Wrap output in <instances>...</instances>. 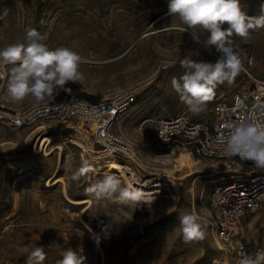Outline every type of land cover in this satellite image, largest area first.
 <instances>
[{
  "label": "rangeland",
  "instance_id": "374dc122",
  "mask_svg": "<svg viewBox=\"0 0 264 264\" xmlns=\"http://www.w3.org/2000/svg\"><path fill=\"white\" fill-rule=\"evenodd\" d=\"M262 2L241 0V5L249 15H258ZM167 9L168 0H0V48L27 43L25 29L30 27L44 37L40 42L50 49L66 46L82 57L79 70L83 80L56 88L43 101L57 99L68 88L81 89L93 98L122 89L133 91L136 100L120 117L116 129L146 151L137 130L143 117L184 111L205 120L214 101H228L251 77L264 79V29L253 31L247 41L233 36V45L241 52L242 70L231 84L217 85L203 112L192 114L171 85L174 77L179 80L185 73L179 62L190 54L194 59L215 62L219 54L195 43L189 32L180 31L178 19L169 16ZM7 82L8 75L0 74V103L18 108L35 103L31 97L13 102ZM77 122L46 120L11 128L0 121V264H27L35 246L44 247L43 264H57L68 248L85 256V264H205L219 253L209 212L205 216L201 210L207 209L213 186L244 169L242 163L189 155L192 165L181 170L170 165L178 177V188L171 187L158 199L142 204L95 202L85 189L115 173L102 163L82 161L81 149L70 141L78 132L71 127ZM84 133L87 140L89 133ZM44 136L50 139L48 147L63 145L56 172V178L62 180L53 186L48 182L55 174L59 150L49 155L38 152ZM180 150L184 149H175L173 155H183ZM170 151L168 144L162 150ZM85 166L88 170L73 179ZM188 171L191 174L180 178ZM67 197L91 200L82 219L79 215L84 204ZM180 210L207 221L205 240L185 242L182 233L174 230ZM263 217V211L251 214L248 226ZM252 240L264 247V225Z\"/></svg>",
  "mask_w": 264,
  "mask_h": 264
},
{
  "label": "built area",
  "instance_id": "2783aa9c",
  "mask_svg": "<svg viewBox=\"0 0 264 264\" xmlns=\"http://www.w3.org/2000/svg\"><path fill=\"white\" fill-rule=\"evenodd\" d=\"M135 100L129 89L93 98L81 89L68 88L55 100L35 102L25 108L0 103V121L11 128L46 120L84 122L90 145L79 147L82 161L103 164V160L112 158L121 168L111 171L123 183L146 192L157 191L146 194L153 199L142 203L152 202L171 187L176 188L173 182L178 177L163 158L165 154H173L175 149L188 150L198 157L242 163L244 169L236 170L209 192L207 210L219 253L205 264H212L214 259H219L221 264H238L242 253L251 254L264 249L252 243L256 228L248 232L245 223L246 217L264 208V171L257 170L251 161L239 156H225L219 143L228 132L227 124L242 122V117L253 113L258 120L264 118V79L251 77L234 91L228 101H214L210 106L211 115L205 120L193 118L184 111L161 117H143L137 130L146 151L116 129L118 120L130 110ZM167 144L171 145L170 153L162 152Z\"/></svg>",
  "mask_w": 264,
  "mask_h": 264
},
{
  "label": "clouds",
  "instance_id": "9594fccd",
  "mask_svg": "<svg viewBox=\"0 0 264 264\" xmlns=\"http://www.w3.org/2000/svg\"><path fill=\"white\" fill-rule=\"evenodd\" d=\"M167 14L178 19L179 30L189 32L195 43L207 50L214 48L219 54L215 62L194 59L191 54L185 56L179 62L185 73L179 80L174 77L171 81L180 101L192 114L199 115L213 98L217 85L231 84L242 70L241 52L231 38L247 41L253 31L264 29V2L258 15H249L243 10L241 0H168ZM43 39L36 29L29 27L25 29L27 43L20 41L0 48V74L8 75L7 91L13 102L31 97L39 104L51 97L56 88L83 80L79 70L82 57L66 46L50 49L40 42ZM226 127L228 132L219 140L222 153L251 161L257 170L264 171V118L258 120L253 113L242 117V122H231ZM87 170L86 166L80 168L73 179H79ZM85 192L95 202L113 200L120 204H137L144 201L145 195L114 174H106ZM201 211L208 215L206 208ZM177 218L179 223L174 230L182 233L185 242L206 239V220L188 210H180ZM45 259L44 247L35 246L27 264H43ZM85 260V256L68 248L57 264H85ZM212 264L221 261L214 259ZM238 264H264V249L242 253Z\"/></svg>",
  "mask_w": 264,
  "mask_h": 264
},
{
  "label": "bare ground",
  "instance_id": "6f19581e",
  "mask_svg": "<svg viewBox=\"0 0 264 264\" xmlns=\"http://www.w3.org/2000/svg\"><path fill=\"white\" fill-rule=\"evenodd\" d=\"M64 126H68V125L66 124ZM71 127L73 129H75L76 131H78L77 133H74V135H73L75 139L70 140L72 143L78 145L79 147H86L85 142H88L89 145H90V138H89V136L86 135L87 140H85L84 139V136L82 135V133H84V132L86 134L88 133L86 131V129L84 128V122L78 121L75 125H73ZM85 133H84V135H85ZM40 137H43V136H40ZM49 144H50V139L48 137L44 136V138H43V140H42V142L40 144V147L37 149V151L38 152L43 151L46 155H49V154L53 153L55 150H59L58 159H57L58 162H57V168H56L55 174H54L53 178L50 179V181L48 182L49 183L48 185L53 186V185H55V183L57 181H61L62 180V179L60 180V177L59 178H56V172L58 171V169L60 167V165H59V157H61V154L63 152V145L62 144H55V145H52V146L48 147ZM180 151H182L184 154L183 155L176 156L179 153L178 152L175 155H173V154H165L164 155L165 156L164 161L166 162V164H174L173 166H176L177 168H175V169H177V170H181L185 166L192 165V162H189L188 161L189 160V158H188L189 155H192V154L188 150H180ZM194 164H195V162H194ZM103 165L106 166L109 171H111V170L113 171V170H117V169L121 168V166L117 162H115L114 160H112V158L103 160ZM191 172L192 171H188V172L182 174L180 178L183 179L185 176L191 174ZM173 185L176 188H178V186H179V180H178V178H177V180H174ZM64 188H65V185H64ZM138 189H140V188H138ZM140 190L145 193V195H144V201L145 200H148L149 198L153 199V197H147L146 194L157 193V191L156 192H146L143 189H140ZM67 198L70 201H72V202H74L76 204H82V203L84 204V206H82V209H81L80 215H79V218L82 219L81 218L82 217V214L91 206V202H90L91 200L90 199H71L69 197H67ZM139 203L142 204V202H139ZM139 203H137V204H139Z\"/></svg>",
  "mask_w": 264,
  "mask_h": 264
},
{
  "label": "crops",
  "instance_id": "0c3cea01",
  "mask_svg": "<svg viewBox=\"0 0 264 264\" xmlns=\"http://www.w3.org/2000/svg\"><path fill=\"white\" fill-rule=\"evenodd\" d=\"M264 212V208L257 211L256 213H260V212ZM255 214V213H254ZM245 223H246V226H247V229H248V232L251 231L252 229H255L256 228V231L257 229H259L262 225H264V217L260 220H258L254 225H252L251 227L248 226V217H246L245 219ZM250 228V229H249ZM254 236V235H253ZM252 243L253 244H257V243H254L253 240H252ZM260 245V244H259ZM263 247V246H262ZM264 248V247H263Z\"/></svg>",
  "mask_w": 264,
  "mask_h": 264
}]
</instances>
